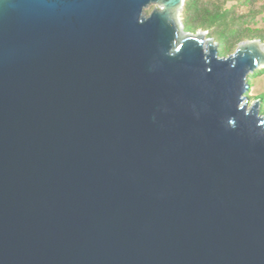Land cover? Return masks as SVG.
Wrapping results in <instances>:
<instances>
[{
    "label": "water",
    "instance_id": "obj_1",
    "mask_svg": "<svg viewBox=\"0 0 264 264\" xmlns=\"http://www.w3.org/2000/svg\"><path fill=\"white\" fill-rule=\"evenodd\" d=\"M183 3L0 0V264H264V41Z\"/></svg>",
    "mask_w": 264,
    "mask_h": 264
},
{
    "label": "trees",
    "instance_id": "obj_2",
    "mask_svg": "<svg viewBox=\"0 0 264 264\" xmlns=\"http://www.w3.org/2000/svg\"><path fill=\"white\" fill-rule=\"evenodd\" d=\"M181 12L184 29L207 31V37L218 43L221 56L231 52L240 41H264V27H252L255 18L264 13V0H184ZM263 72L264 68L256 69L249 79ZM258 98L264 103V97Z\"/></svg>",
    "mask_w": 264,
    "mask_h": 264
},
{
    "label": "rangeland",
    "instance_id": "obj_3",
    "mask_svg": "<svg viewBox=\"0 0 264 264\" xmlns=\"http://www.w3.org/2000/svg\"><path fill=\"white\" fill-rule=\"evenodd\" d=\"M152 7H153V5H149L147 10L150 11L152 9ZM181 15H180V18H181ZM252 27H255V28L264 27V13L258 15L255 18V20L252 24ZM196 31H202V30L198 29ZM204 32H205V36L207 37V35H206L207 31H204ZM234 49L235 48H233V50ZM231 52H228V53H231ZM227 54H225V55H227ZM259 69H261V68H259ZM247 81L249 82V88L245 92V95L248 97V103L249 104L253 100L259 99L258 97H261V96L264 97V72L261 74H257V76H253L250 79H249V74H248ZM263 109H264V103L259 99V112L263 113L264 112V111H262Z\"/></svg>",
    "mask_w": 264,
    "mask_h": 264
}]
</instances>
